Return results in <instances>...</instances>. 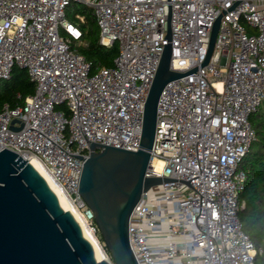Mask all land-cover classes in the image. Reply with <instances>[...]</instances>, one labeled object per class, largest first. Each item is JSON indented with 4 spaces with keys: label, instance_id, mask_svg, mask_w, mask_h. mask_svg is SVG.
Segmentation results:
<instances>
[{
    "label": "built area",
    "instance_id": "built-area-1",
    "mask_svg": "<svg viewBox=\"0 0 264 264\" xmlns=\"http://www.w3.org/2000/svg\"><path fill=\"white\" fill-rule=\"evenodd\" d=\"M73 1L92 10L99 44H118L111 67L90 74L77 51L85 17H66ZM168 43L170 69L184 75L159 96L145 175L170 181L155 198L142 193L129 217L130 248L138 264H256L263 251L238 218V164L255 139L249 116L264 100V0H0V80L17 66L35 84L22 105L3 106L0 150L36 157L98 238L78 193L89 145L139 148ZM150 235L165 243L151 244Z\"/></svg>",
    "mask_w": 264,
    "mask_h": 264
},
{
    "label": "water",
    "instance_id": "water-1",
    "mask_svg": "<svg viewBox=\"0 0 264 264\" xmlns=\"http://www.w3.org/2000/svg\"><path fill=\"white\" fill-rule=\"evenodd\" d=\"M220 18L211 29L201 66L213 50ZM166 38H171L170 27ZM170 58L168 43L145 99L139 148L132 151L92 142L82 166L78 193L93 212L113 263L96 260L80 226L60 206L42 176L26 158L4 148L0 150V264H138L128 240L129 217L142 193L170 181L145 175L159 96L169 81L184 75L170 69Z\"/></svg>",
    "mask_w": 264,
    "mask_h": 264
},
{
    "label": "trees",
    "instance_id": "trees-1",
    "mask_svg": "<svg viewBox=\"0 0 264 264\" xmlns=\"http://www.w3.org/2000/svg\"><path fill=\"white\" fill-rule=\"evenodd\" d=\"M77 8L79 14L85 17L81 26L83 44L77 48L87 62L90 63V74L103 67H111L113 59L118 54V44L105 47L98 42V30L92 10L84 4L71 2L66 9L69 20L74 19V13L68 11ZM35 84L30 80L26 69L14 66L7 79L0 80V112L4 105L9 108L22 105L26 96L33 94ZM57 106L56 109H59ZM249 122L255 132L247 152L238 164V169L245 175L243 189L239 198L244 200V207L238 212L242 229L247 233L257 249L263 253L256 258V264H264V100L255 112L250 114ZM107 255L112 260L104 240L97 233Z\"/></svg>",
    "mask_w": 264,
    "mask_h": 264
},
{
    "label": "bare ground",
    "instance_id": "bare-ground-1",
    "mask_svg": "<svg viewBox=\"0 0 264 264\" xmlns=\"http://www.w3.org/2000/svg\"><path fill=\"white\" fill-rule=\"evenodd\" d=\"M30 164L33 166V168L42 176V178L45 180L48 187L51 189V191L56 195L58 202L60 206L71 213L73 218L76 220L78 225L81 228V232L83 236L90 242L92 245V248L94 250V256L97 261L100 260H107V254H105V251L99 241V239L93 234V232L88 228V226L85 224L83 218L81 215L75 210L71 203L69 202L68 198L66 197L65 193L60 190L59 187L56 186V184L53 182L50 174L45 169L43 164L36 158V157H28L26 158ZM157 168H160L161 163L156 162Z\"/></svg>",
    "mask_w": 264,
    "mask_h": 264
},
{
    "label": "rangeland",
    "instance_id": "rangeland-1",
    "mask_svg": "<svg viewBox=\"0 0 264 264\" xmlns=\"http://www.w3.org/2000/svg\"><path fill=\"white\" fill-rule=\"evenodd\" d=\"M73 2H75V1H73ZM75 3H77V4H80V3H78V2H75ZM68 11H70L72 14L74 13H77L78 12V10H77V8L75 7V8H71V9H69ZM67 17V16H66ZM95 28H96V30H98V28H97V26H95ZM162 194V191H161V185H157V186H153V187H151L149 190H148V198H149V200L150 199H152V198H155L156 196H159V195H161ZM164 204V203H163ZM168 207H169V209H170V211H171V204H169L168 205ZM163 229H166V224H163ZM150 243L151 244H162V243H165V240L164 239H162V238H159V237H157V236H152V235H150ZM101 243V242H100ZM101 245H102V243H101ZM102 247H103V245H102ZM104 249V248H103ZM104 251H105V249H104ZM105 254H107L106 253V251H105ZM107 260H109V261H111L112 262V260L109 258V256L107 255ZM113 263V262H112Z\"/></svg>",
    "mask_w": 264,
    "mask_h": 264
}]
</instances>
